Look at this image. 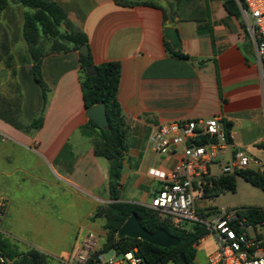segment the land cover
<instances>
[{
    "label": "crops",
    "instance_id": "1",
    "mask_svg": "<svg viewBox=\"0 0 264 264\" xmlns=\"http://www.w3.org/2000/svg\"><path fill=\"white\" fill-rule=\"evenodd\" d=\"M52 1L87 35L94 66L121 65L118 101L129 146L121 192L132 182L148 194L130 200L120 192L121 202L150 204L161 184L148 175L149 169L168 171L177 162L159 156L149 144L161 125L219 119L223 126L231 123L234 151L264 142L263 70L242 19L229 14L222 0H203L205 16L199 21H178L158 3L125 7L115 0ZM167 27L179 34L177 50L165 38ZM166 42L192 59L173 57ZM42 75L46 105L39 131L30 135L0 119V198L8 204L0 239L19 254L37 251L47 258L59 256L63 263L87 233L106 235L94 226L103 219L91 218L112 203L109 162L96 156L80 131L89 117L79 52L47 55Z\"/></svg>",
    "mask_w": 264,
    "mask_h": 264
},
{
    "label": "trees",
    "instance_id": "2",
    "mask_svg": "<svg viewBox=\"0 0 264 264\" xmlns=\"http://www.w3.org/2000/svg\"><path fill=\"white\" fill-rule=\"evenodd\" d=\"M224 7L229 14L242 19L236 0H222ZM14 2L26 9L23 17L22 37L27 45L30 58L25 63L31 65L30 76L33 77L37 85L42 89L43 109L39 117H34L30 126L25 130L27 134L34 135L43 126V111L46 105V85L42 75L43 59L53 53L79 52L80 65V85L83 95L84 107L88 111L90 108L105 104L109 127L101 128L96 122L88 118V122L80 129L81 134L90 139L95 154L103 157L109 162L108 187L112 203L101 206L97 209L92 221L103 219L106 238L103 240V248L109 249L118 245L123 250L137 247L148 264H162L171 262L173 264H183L180 257L183 255L187 264H195L197 256V246L209 235L204 227L194 226L192 230H183L174 227L168 221H162L151 209L135 203L120 201L121 178L124 170V159L128 151V124L126 117L122 113L118 101V91L121 78V65L118 62H106L95 66L94 74H88L87 69L94 66L93 57L89 47L87 35L68 18L67 12L52 0H0V12H8L10 4ZM116 4L133 7L135 5H145L157 7L154 1L138 0H115ZM201 0H175V5L171 17L178 21H199L205 15ZM167 19V16L165 17ZM245 28V24L243 23ZM45 43L50 44V48L44 47ZM87 46L89 55L84 56L80 50ZM4 53L9 54L6 43H1ZM166 47L170 54L183 60H191L189 55L183 54L180 50L172 49L170 43L166 42ZM262 70L264 79V58L262 59ZM24 74H27L23 68ZM0 119L12 126L22 129L12 116H8L0 111ZM228 141L230 139L231 123L224 125ZM207 142L204 138L199 143ZM264 151V142L256 145ZM66 147L64 151H67ZM237 177L264 191V175L252 170H244L234 175H224L218 178H209L203 185V196L205 198H215L225 191L235 192ZM201 217H207L216 213L211 210H197ZM137 215L143 227L154 233L158 230H165L172 236L179 239L177 247L161 248L142 240L127 237L120 238L118 231L126 220ZM242 216L249 221L260 224L264 221L263 208L249 207ZM0 251L12 262L11 264H46L47 257L37 251L26 254H19L12 249L7 241L0 239ZM10 264V263H8Z\"/></svg>",
    "mask_w": 264,
    "mask_h": 264
},
{
    "label": "built area",
    "instance_id": "3",
    "mask_svg": "<svg viewBox=\"0 0 264 264\" xmlns=\"http://www.w3.org/2000/svg\"><path fill=\"white\" fill-rule=\"evenodd\" d=\"M245 30L255 46L258 62L264 58V0H236ZM204 138L207 142L199 143ZM152 150L163 158L176 157L172 169L151 168L148 175L161 187L144 207L153 210L162 221L176 228L192 230L204 227L214 235L217 250L207 257L205 264H264V221L255 224L242 213L247 208H222L211 219L201 217L195 200L203 196V185L209 178L234 175L252 170L264 175V160L234 151L219 119H188L161 125L151 134ZM224 158L220 171L212 166ZM7 200L0 198L1 221L7 210ZM264 210V208H263ZM10 260L0 251V264ZM64 264H148L137 247L123 250L118 245L103 248L94 233H87L79 249ZM162 264H173L171 262Z\"/></svg>",
    "mask_w": 264,
    "mask_h": 264
},
{
    "label": "rangeland",
    "instance_id": "4",
    "mask_svg": "<svg viewBox=\"0 0 264 264\" xmlns=\"http://www.w3.org/2000/svg\"><path fill=\"white\" fill-rule=\"evenodd\" d=\"M138 1H154L168 13L173 11L175 0H138ZM203 0H201V3ZM26 9L20 5L11 2L10 10L6 13L0 12V111L8 116H12L19 124H21V131L27 129L34 117H39L43 109L42 90L37 85L32 76H30L31 65L25 63L29 59L27 45L22 37L23 17ZM242 22L244 23L243 19ZM6 43L9 48V54L4 53L1 43ZM252 42V41H251ZM253 48L255 46L251 43ZM46 49L50 48L49 43H45ZM256 51V50H255ZM262 68V64L259 62ZM30 66L28 75L24 74L23 68ZM27 71V70H26ZM26 133V132H25ZM264 137V129H263ZM249 157H255L264 160V151L255 147H249L244 150ZM224 164V158L219 157L218 163L212 166V171L217 173L220 171V165ZM125 199H140L141 194L148 195L147 191L143 192L136 189L130 182L121 192ZM107 205V204H106ZM197 209L211 210L216 213L211 214L205 219H211L217 215L222 208H264V191L254 187L241 177H237L236 190L225 191L215 198H205L199 196L195 200ZM105 206V205H104ZM103 220H97L94 226L99 232H106L102 227ZM100 240H105L106 235L98 236ZM217 242L211 233L201 242L198 248L199 261L195 264H202L207 257L217 250ZM57 255V254H55ZM61 257L54 256V258H47L46 264H64L60 260ZM12 263V262H11ZM10 263V264H11Z\"/></svg>",
    "mask_w": 264,
    "mask_h": 264
},
{
    "label": "water",
    "instance_id": "5",
    "mask_svg": "<svg viewBox=\"0 0 264 264\" xmlns=\"http://www.w3.org/2000/svg\"><path fill=\"white\" fill-rule=\"evenodd\" d=\"M172 19L170 20V23ZM165 38L171 43L172 47L177 50L180 46V38L178 32L172 28L167 27L164 30ZM80 53L84 56L89 55V48L87 46L80 50ZM27 72L30 70V66L26 67ZM96 71L95 66H91L87 69L88 74H94ZM87 116L96 122L101 128L107 129L109 127V121L107 117L105 104H99L87 111ZM120 238L127 237L136 240H142L153 244L161 248L177 247L180 244L179 239L172 236L165 230H158L154 233L148 231L141 224L140 219L137 215L130 216L126 222L121 226L118 231ZM183 264H187L185 257H180Z\"/></svg>",
    "mask_w": 264,
    "mask_h": 264
}]
</instances>
